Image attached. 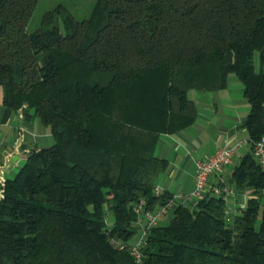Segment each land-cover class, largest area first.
Instances as JSON below:
<instances>
[{
  "label": "trees",
  "instance_id": "trees-1",
  "mask_svg": "<svg viewBox=\"0 0 264 264\" xmlns=\"http://www.w3.org/2000/svg\"><path fill=\"white\" fill-rule=\"evenodd\" d=\"M40 1L0 0L2 105L55 140L0 176V264H264L253 154L264 136V0H96L82 20L58 5L33 30ZM232 75L252 142L232 180L251 198L234 211L214 191L176 202L137 263L136 205L155 211L173 197L156 188L168 167L161 136L194 123L190 91L224 90Z\"/></svg>",
  "mask_w": 264,
  "mask_h": 264
},
{
  "label": "crops",
  "instance_id": "crops-1",
  "mask_svg": "<svg viewBox=\"0 0 264 264\" xmlns=\"http://www.w3.org/2000/svg\"><path fill=\"white\" fill-rule=\"evenodd\" d=\"M190 92L188 97L196 109L194 123L183 131L163 134L160 138L157 153L167 160L168 167L157 183L158 194L193 195L196 160L213 156L223 146L250 139L242 125L251 108L240 81L231 76L224 90ZM2 97L3 94L0 95V176L7 179L13 174L11 170H19L24 164L27 148L51 146L53 135L39 119L26 120L20 113L6 109L2 105ZM250 151L251 143H244L236 151L233 163L209 179L207 192L228 189L225 199L230 211L245 207L251 198V188L240 189L232 180L234 167Z\"/></svg>",
  "mask_w": 264,
  "mask_h": 264
},
{
  "label": "built area",
  "instance_id": "built-area-1",
  "mask_svg": "<svg viewBox=\"0 0 264 264\" xmlns=\"http://www.w3.org/2000/svg\"><path fill=\"white\" fill-rule=\"evenodd\" d=\"M251 143V140H240L232 145H226L220 148L213 156L207 159L196 160V182L195 191L190 196H173L166 204L158 207L155 211H147L146 201L141 200L135 207L137 221L135 224L138 228L137 238L131 247V252L139 263L142 258L141 248L151 228L159 224L160 220L165 219L176 202L188 203L203 198L207 193V185L212 175L220 174L226 166L233 163V157L236 151L243 146L244 143ZM253 152L258 164L264 171V136L253 144ZM228 189L218 188L214 190L216 195L225 197ZM158 193V192H157Z\"/></svg>",
  "mask_w": 264,
  "mask_h": 264
},
{
  "label": "rangeland",
  "instance_id": "rangeland-1",
  "mask_svg": "<svg viewBox=\"0 0 264 264\" xmlns=\"http://www.w3.org/2000/svg\"><path fill=\"white\" fill-rule=\"evenodd\" d=\"M95 1L96 0H41L36 11H35L34 17L30 23V29H33V30L36 29L40 24V21H41L43 14L49 10L54 9L58 5L67 6V8L69 9V11L72 14H75L76 17H78L80 20H82L89 15ZM61 27L63 30V26H61ZM256 65H258V56L257 55H256ZM232 77H234V79H237L234 75H232ZM191 93L192 92H189L188 95L190 96ZM2 94H3V89L0 88V95H2ZM51 139H52L51 143L53 142L52 144H54V142H55L54 138L52 137ZM17 171H18V169L13 170V171L11 170V172H13V174H10L9 177L14 176V174ZM170 218H171V215H168L165 219L160 220L159 223L166 224L169 222Z\"/></svg>",
  "mask_w": 264,
  "mask_h": 264
},
{
  "label": "water",
  "instance_id": "water-1",
  "mask_svg": "<svg viewBox=\"0 0 264 264\" xmlns=\"http://www.w3.org/2000/svg\"><path fill=\"white\" fill-rule=\"evenodd\" d=\"M14 160H16V159H14Z\"/></svg>",
  "mask_w": 264,
  "mask_h": 264
}]
</instances>
